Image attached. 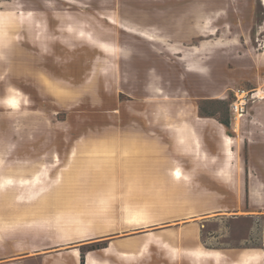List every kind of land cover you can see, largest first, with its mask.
<instances>
[{
	"label": "rangeland",
	"instance_id": "obj_1",
	"mask_svg": "<svg viewBox=\"0 0 264 264\" xmlns=\"http://www.w3.org/2000/svg\"><path fill=\"white\" fill-rule=\"evenodd\" d=\"M43 1L0 0V16L14 13L19 28L0 45V264H74V248L85 264L87 253L120 238L199 226L205 218L200 238L212 242L215 216L264 205V0ZM59 9L77 13L75 32L62 36L53 26ZM28 10L32 23L50 28L19 21ZM5 27L0 19V34ZM94 34L108 52L87 38ZM8 95L22 96L19 112L3 102ZM155 107L169 108L175 125L181 118L205 123L199 131L208 156L221 140L215 128L231 137L232 186L193 179L167 196L118 192L123 165L102 162V128L147 129L165 144L168 120L149 114ZM151 162L165 175V166L190 167L183 153ZM189 186L217 197L196 196ZM255 187L258 196L250 193ZM39 205L47 210L36 212ZM256 221L227 218L229 242L248 236ZM157 258L122 263L165 264Z\"/></svg>",
	"mask_w": 264,
	"mask_h": 264
},
{
	"label": "crops",
	"instance_id": "obj_2",
	"mask_svg": "<svg viewBox=\"0 0 264 264\" xmlns=\"http://www.w3.org/2000/svg\"><path fill=\"white\" fill-rule=\"evenodd\" d=\"M24 105L26 104L24 103ZM148 110L149 114L154 115V118L157 115H163L168 120L165 124L166 129H164L169 141L165 144L162 143L161 139H158L160 138L159 134L153 133L156 135L155 137L147 133V129L114 130L108 127L102 128L103 140L106 141L103 144L102 162L104 164L120 162L123 165L118 167L119 173L124 172L122 177L118 176V179L123 180V182H119L123 186L120 187L119 193H135V196H167L166 192H168V189L169 192L178 187L183 189L185 184H192L194 182L193 179H217L222 185L227 187L232 186V178L238 179L237 168L234 167V154L231 159L224 154L225 145L222 140V129H214L218 140L219 138L221 140L216 143L214 151L213 148L210 149L211 146L209 145L212 155L208 156L199 131V126H203L205 123H191L190 120L181 118L179 120L180 124L175 125L173 123L175 120L172 121L170 118L169 108L160 110L155 107L154 109L148 108ZM180 112L182 115L184 111L180 110ZM114 113H118L116 108ZM122 113L123 111L119 114ZM117 116L119 117V115ZM154 118L152 120H155ZM194 119L198 121L200 118L195 116ZM122 120L121 117L119 121ZM104 147H107V149H104ZM121 152H127V159L120 158L119 154ZM180 153L189 157L190 167L188 169L183 168L184 170H182V167L178 164L169 169L164 165L168 175L156 172L153 169L151 161L159 154L169 156L173 154L179 155ZM56 154L57 152L53 154L54 158ZM64 157L66 158V155ZM176 167L180 168L183 174L179 182H176L177 179L172 173ZM133 177L138 182H135L136 185L131 187L130 180ZM153 179H156L154 183H152ZM156 182L160 183L163 188L162 191L155 186ZM189 188L195 189L194 193L199 197L200 195L204 197L210 194H214L217 197L215 192H208L209 190L202 188L199 190L200 187L189 186ZM259 190L260 188L255 187L250 193L252 196H258ZM243 217L257 218V221L251 226L252 231H250L248 236L239 237L236 242H229L227 235L230 233V226L226 224L225 220L227 218L240 219ZM207 222L208 219L205 218L203 224L199 226H179L181 228L178 230L167 228L165 229L167 230L166 232L145 231V233L138 236L120 238L117 243L113 242L106 248L87 253L85 264H123L122 261L124 263H134L138 260H145V258L157 260L159 255L165 260V264H178L177 262L180 259H182L181 264H264V205L244 213L241 212L235 215L221 213L215 216L213 222L215 228L210 233L213 234L212 237L214 238L212 242L207 241V239L202 241L200 238L201 228L205 227ZM155 223L150 222L148 225H139L137 227H148ZM162 230L164 229L158 231ZM79 255L80 251L74 248V253H71L70 256L71 262L76 264ZM64 264H68V260Z\"/></svg>",
	"mask_w": 264,
	"mask_h": 264
},
{
	"label": "bare ground",
	"instance_id": "obj_3",
	"mask_svg": "<svg viewBox=\"0 0 264 264\" xmlns=\"http://www.w3.org/2000/svg\"><path fill=\"white\" fill-rule=\"evenodd\" d=\"M59 1H64V2H68L71 4H79L78 0H59ZM45 2V0L43 1V3ZM13 14L12 12H7V13H1L0 19H4L5 20V25H6V29L4 28V35L1 33L0 34V45H2L4 43V40L2 39L3 36L6 37V39L9 38L10 40V36L13 33V31L19 29L17 24L13 23ZM34 12L33 11H27V12H22V15L20 16L19 21L21 20H26L28 22L31 23V27L34 28L35 30H37L38 28H42L45 31H47L50 27L48 26L49 23H40V24H36V23H32L31 20L34 19ZM75 15H77V13L71 11V10H66V11H62V10H57L56 12H54L53 14V21H55V19L57 20V22L55 24H53V26H57L59 27V33L64 36L65 34L67 35L68 32H75V26L74 24H72V20L75 17ZM39 25V27H38ZM68 25V26H67ZM23 29H25L26 27L24 25ZM38 27V28H37ZM215 32H210V34H213ZM79 35V34H78ZM90 41L96 42L97 44H101L103 43L104 45H101V48L108 52L109 48L107 47L106 43L102 42L101 39L99 37H97L95 34L93 35V37H87ZM149 39H153L151 36H149ZM157 93H161L160 90L157 91ZM261 97V96H260ZM24 102H26V100L23 99ZM3 102L10 107L12 110V112H19V110L21 109V103H22V96L20 95H8L4 98ZM238 108V107H237ZM222 139H223V143H224V147H225V155L227 158H230V156L232 155V149H231V137L224 133L222 135ZM74 156V153L71 152L70 154V158H72ZM59 164V157L57 155H55V162L54 165H58ZM175 179H180L183 174L181 172L180 169L175 168L174 171L172 172ZM57 181H59V177L57 178ZM39 210H35L36 212H43V210H47V208L44 206L39 205L38 206ZM35 209V208H33ZM30 210V209H29ZM135 217H138V215H135ZM122 218L123 219H127L128 218V214L127 211L124 209L123 210V214H122ZM77 253V251H75Z\"/></svg>",
	"mask_w": 264,
	"mask_h": 264
},
{
	"label": "trees",
	"instance_id": "obj_4",
	"mask_svg": "<svg viewBox=\"0 0 264 264\" xmlns=\"http://www.w3.org/2000/svg\"><path fill=\"white\" fill-rule=\"evenodd\" d=\"M84 258L83 255H80V263L83 264Z\"/></svg>",
	"mask_w": 264,
	"mask_h": 264
}]
</instances>
